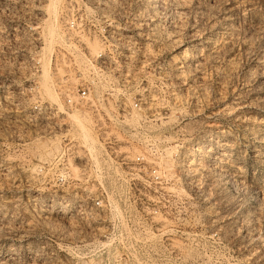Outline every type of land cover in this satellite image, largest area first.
I'll list each match as a JSON object with an SVG mask.
<instances>
[{
    "label": "rangeland",
    "instance_id": "374dc122",
    "mask_svg": "<svg viewBox=\"0 0 264 264\" xmlns=\"http://www.w3.org/2000/svg\"><path fill=\"white\" fill-rule=\"evenodd\" d=\"M65 1L48 51V0H0V264H264V0H109L99 33L69 35L102 54L100 92L155 105L145 130L171 152L156 198L104 151L98 168L58 107ZM125 130L119 152L143 141ZM83 187L109 205L78 207Z\"/></svg>",
    "mask_w": 264,
    "mask_h": 264
},
{
    "label": "built area",
    "instance_id": "2783aa9c",
    "mask_svg": "<svg viewBox=\"0 0 264 264\" xmlns=\"http://www.w3.org/2000/svg\"><path fill=\"white\" fill-rule=\"evenodd\" d=\"M107 1L109 0H66L63 3L61 13V19H63L61 22L62 32L67 34L66 41L69 47H72L74 57L72 56L71 59L64 61L67 64L64 65L63 63L64 67L61 65L62 70L65 71V75L60 78L58 89V95L62 101L61 109L65 112H70L72 109L84 110L91 118V128L107 157L112 155L113 158L119 161L120 166L124 165L129 170L131 175L147 178L148 189L154 193L156 198L162 191L161 183L163 179L171 175V172L164 168L162 163L169 157L171 152L169 153L168 148L164 149L165 147L160 144L158 139L150 136V132L145 130L157 126L158 113L155 105L148 101V97L145 95L130 99L124 93H109L107 89L96 95L94 84L100 83L106 78L96 71L105 64V61L99 60L102 54L99 53L94 58L85 59L83 63H78L76 57L78 49L75 48L78 42L73 43L72 36H69L99 33L101 29L99 28L98 18L108 16L103 10L106 7L108 8V4L105 3V7H103L101 2ZM148 115L152 117L149 120L150 122L147 121ZM124 129H126L125 131L134 129L139 138H143V141L133 146H130L128 142V145L124 146L126 151L119 152L121 149L120 143L123 142L120 138L123 139L124 136V134L121 135V130ZM70 147L67 153L71 151ZM196 147L198 148V146ZM200 148L201 145H199ZM65 151L63 147L60 154L63 155ZM71 156L76 157L73 154ZM76 158L79 159L78 156ZM86 166L87 164L84 163L83 168H86ZM76 169L79 171V176L83 177L84 174L86 176V169L84 171L77 167ZM66 174V171H61L57 176L59 179L62 178L61 181H63ZM75 191L79 194L74 199V203L78 204V207L86 208L91 204L94 208L99 209L106 207L107 204L109 205L108 197H106L107 203L100 197H82V194H93L84 187L82 190Z\"/></svg>",
    "mask_w": 264,
    "mask_h": 264
},
{
    "label": "bare ground",
    "instance_id": "6f19581e",
    "mask_svg": "<svg viewBox=\"0 0 264 264\" xmlns=\"http://www.w3.org/2000/svg\"><path fill=\"white\" fill-rule=\"evenodd\" d=\"M61 1L62 0H48V3L46 5H44L45 6V11H46V13L48 14L49 17H48V23L44 24V26H43L42 32H43V35H44V39H45L46 47H47L48 51L50 50V48H52L53 43H55L57 41L56 37L58 38V36H59V23H58L57 17H58L60 9L62 8L61 7ZM89 39L90 38L86 39L85 41H87ZM90 49L94 50L95 52H96V50L98 52V50L100 49L99 51L102 52V47L99 44V42H94L93 44H90ZM186 51H187V49H184L183 53H185ZM47 53H49V52H47ZM79 53L80 52H78L76 54L77 61H79V62L81 61L80 63H83L85 61L84 57L81 56ZM98 54H99V52L97 54H94V55H98ZM42 56L43 55H41V57ZM42 58H41V60H42ZM59 69L61 70V68H59ZM40 77H41L40 78L41 80H39V81H41V82H40L39 86L41 88L42 94L44 93V95H46L50 99V101H53V102H57L58 99H59L58 107H62V102H61V100L59 98V95L56 93L57 96H58V99H57L55 91L52 90L53 88H51V86L49 84V82H50V71H49V64L48 63H44L42 65V72H41V76ZM96 85L97 84H94V92H95L96 95H98L101 89H98L99 87L96 86ZM68 117H69V119L71 121V125H72L71 128H73V132H75L80 137V140L84 143V145H87L88 149H86V147H85V149L88 150V152H89L88 154L91 155L93 161L96 163V166L98 168L99 167H101V168L104 167L105 163L102 162L103 160L102 161H101V159L99 160V158H98L99 156L96 157L97 154L101 153V151H103V150L101 148V145H100L97 137L95 136V133L92 132L93 130L91 128V118L89 117V115L84 110L72 109L68 113ZM89 122H90V125H89ZM48 141H49V139H48ZM205 141L202 140L201 142H197L196 144H197V146H199L201 144L202 148H205L206 147L204 145ZM49 144H50V142H49ZM50 146L51 147L49 149H45V150L48 151L47 153L50 154V156H51L52 153L57 152L58 143L53 140L51 142ZM191 149H193V151H197L198 150V148L196 149L195 147L191 148ZM198 151L200 152V149ZM109 167H111V166H109ZM111 168H113V167H111ZM62 205L64 207H66L68 205L71 206L72 204H70L68 202H65Z\"/></svg>",
    "mask_w": 264,
    "mask_h": 264
}]
</instances>
